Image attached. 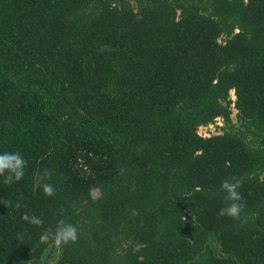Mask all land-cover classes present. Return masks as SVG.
I'll list each match as a JSON object with an SVG mask.
<instances>
[{
    "label": "trees",
    "instance_id": "obj_1",
    "mask_svg": "<svg viewBox=\"0 0 264 264\" xmlns=\"http://www.w3.org/2000/svg\"><path fill=\"white\" fill-rule=\"evenodd\" d=\"M15 151L0 264L48 247L52 264H264V0H0V153ZM233 176L239 220L218 215ZM59 220L75 243L42 239Z\"/></svg>",
    "mask_w": 264,
    "mask_h": 264
},
{
    "label": "clouds",
    "instance_id": "obj_2",
    "mask_svg": "<svg viewBox=\"0 0 264 264\" xmlns=\"http://www.w3.org/2000/svg\"><path fill=\"white\" fill-rule=\"evenodd\" d=\"M27 160L19 152H3L0 153V177H3V183L11 185L19 182L25 175L27 167ZM52 171L44 169L42 173L35 174L34 187L39 189L46 197L55 195V188L47 181L51 180ZM242 187L241 181L236 177L225 178L220 185V190L225 193L223 202L224 207L220 209L218 215L227 216L229 218L239 220L241 213L245 207L242 203V196L238 189ZM6 206H11L10 203ZM22 205L17 203L16 208ZM30 224L35 226L43 225L42 217L38 216H25L24 217ZM79 238L78 228L71 224L65 223L64 220H59L54 230H45L42 237L45 241L51 240L58 246H66L70 243H75Z\"/></svg>",
    "mask_w": 264,
    "mask_h": 264
},
{
    "label": "rangeland",
    "instance_id": "obj_3",
    "mask_svg": "<svg viewBox=\"0 0 264 264\" xmlns=\"http://www.w3.org/2000/svg\"><path fill=\"white\" fill-rule=\"evenodd\" d=\"M229 98L231 100H234L232 92L229 93ZM231 119L234 121V112H232ZM220 126H222V123L219 119L215 121L214 124L212 125H207L204 127H200L197 130V133L200 134L201 136H209V135H214V134H219L220 133ZM93 197L97 195L96 191L92 192ZM59 255V249L57 247H48L40 257L39 261L36 264H52Z\"/></svg>",
    "mask_w": 264,
    "mask_h": 264
},
{
    "label": "built area",
    "instance_id": "obj_4",
    "mask_svg": "<svg viewBox=\"0 0 264 264\" xmlns=\"http://www.w3.org/2000/svg\"><path fill=\"white\" fill-rule=\"evenodd\" d=\"M200 135V134H199Z\"/></svg>",
    "mask_w": 264,
    "mask_h": 264
}]
</instances>
